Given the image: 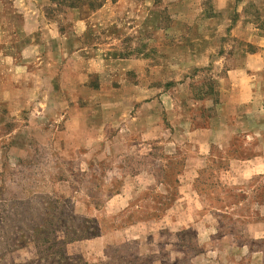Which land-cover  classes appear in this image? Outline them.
Here are the masks:
<instances>
[{
  "label": "rangeland",
  "instance_id": "374dc122",
  "mask_svg": "<svg viewBox=\"0 0 264 264\" xmlns=\"http://www.w3.org/2000/svg\"><path fill=\"white\" fill-rule=\"evenodd\" d=\"M101 6L107 16H91ZM76 24L92 31L75 35ZM102 40L113 44L94 57H148L177 95L187 88L176 100L186 133L215 123L218 77L264 52V0H0V264H264V174L225 180L229 159L258 153V139L238 131L187 175L197 149L165 152L184 135L166 114L161 139L145 140L141 119L125 144L116 136L117 96L102 93L122 74L52 90L58 69H68L58 88L70 69H94L93 50L73 51ZM29 43L39 48L22 64Z\"/></svg>",
  "mask_w": 264,
  "mask_h": 264
},
{
  "label": "crops",
  "instance_id": "0c3cea01",
  "mask_svg": "<svg viewBox=\"0 0 264 264\" xmlns=\"http://www.w3.org/2000/svg\"><path fill=\"white\" fill-rule=\"evenodd\" d=\"M101 7L93 11L91 16L97 14L107 16V12ZM81 21L85 22V19ZM24 29L29 32H36L40 28L39 25L32 28L24 25ZM72 29L73 34H78V36L92 31L88 25L81 26L79 24L73 25ZM32 44L29 43L28 47L20 52L21 57L23 56L22 64L30 59L28 48L35 46L34 48L38 50L39 45ZM111 44L113 43L102 40L100 42L95 41L93 44L80 45L73 53L85 49L93 50V53L87 56V61L91 66L94 64L95 68L89 69L87 74L76 73L74 69H70L68 80H65L63 87L60 85V88L57 87L58 78L65 76L68 69L62 73H59L58 69L56 76H46L51 84L54 79H57L56 86L54 87L52 84V90L60 96V91L64 93L65 88H77L81 84L87 86L89 73L122 74L123 76H116L119 78L115 80L118 84L115 86L113 94L102 93V95L117 96L116 116L122 125L117 130L116 136H123L121 139L124 140V144L130 134L137 129L139 119L146 122L145 128L140 130L141 134L144 133L145 140L161 139V136H165L170 130L165 124L164 114L169 116L166 121H170L173 124L172 127L180 130L179 125H176L179 124L180 120L176 100L178 96L185 97L187 88L177 95L172 86L168 85L172 79L171 76H156V67L146 66V62L150 61L148 57L133 55L132 57H109L108 59L106 54L101 59L94 57L97 55L96 50L98 51L99 47L110 46ZM35 55L32 59L39 60L38 51L35 52ZM33 61L35 63V60ZM57 62L55 63L57 64ZM48 64L54 65L50 61ZM159 71L165 74L166 67ZM130 72L137 76H132L129 79L125 74ZM187 79L189 78L184 76L183 81L181 80L183 83L180 85H188ZM216 84V90L219 92L222 101L216 108L215 123L186 133L180 130L182 135L184 134L182 138H176V135H173L172 139L169 140L166 138L165 140L168 141L165 143L164 150L166 153L175 154L181 144L192 143L195 145L197 152L191 157V160L195 161L194 166L188 164L185 169V174L188 175L197 171L202 163L204 165L205 160L211 156L214 147L228 149L238 131L247 133V141L252 140V138L253 140L258 139L256 143L261 146L260 151L245 159L230 158L225 172V180L228 184H245L253 176L264 174V52L258 50V52L247 55L245 67L229 69L224 76L218 77ZM139 104H141L142 112L137 107ZM135 107H137L136 111H134ZM69 119L71 122L85 121V119L75 115ZM234 179L235 181H233Z\"/></svg>",
  "mask_w": 264,
  "mask_h": 264
}]
</instances>
